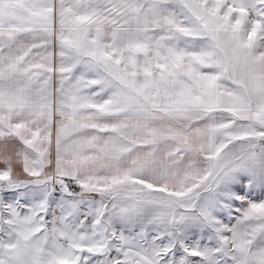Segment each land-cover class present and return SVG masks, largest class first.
Here are the masks:
<instances>
[{
	"label": "snow or ice",
	"instance_id": "obj_1",
	"mask_svg": "<svg viewBox=\"0 0 264 264\" xmlns=\"http://www.w3.org/2000/svg\"><path fill=\"white\" fill-rule=\"evenodd\" d=\"M0 264H264V0H0Z\"/></svg>",
	"mask_w": 264,
	"mask_h": 264
}]
</instances>
